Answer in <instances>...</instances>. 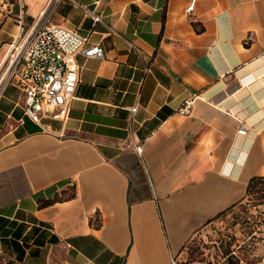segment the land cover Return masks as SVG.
I'll use <instances>...</instances> for the list:
<instances>
[{
    "label": "crops",
    "instance_id": "crops-1",
    "mask_svg": "<svg viewBox=\"0 0 264 264\" xmlns=\"http://www.w3.org/2000/svg\"><path fill=\"white\" fill-rule=\"evenodd\" d=\"M11 1L26 27L49 3ZM50 23L104 57L76 56L63 124L0 91V264H171L264 178V0H62Z\"/></svg>",
    "mask_w": 264,
    "mask_h": 264
},
{
    "label": "built area",
    "instance_id": "built-area-1",
    "mask_svg": "<svg viewBox=\"0 0 264 264\" xmlns=\"http://www.w3.org/2000/svg\"><path fill=\"white\" fill-rule=\"evenodd\" d=\"M61 1L49 0L39 20L29 27L24 24L22 7L19 8V33L8 45L7 62L0 77V91L7 84L21 90L24 114L34 123L42 119L67 122L79 83L80 67L76 56L104 57L101 47L89 44L88 38L50 23L52 13ZM93 22H99V18L93 17ZM191 107L192 101H183L177 113L187 116ZM135 112L136 107L130 109L132 116ZM237 133L244 136L246 127L241 125ZM132 149L141 155L140 146L133 144ZM171 264H175L174 260Z\"/></svg>",
    "mask_w": 264,
    "mask_h": 264
},
{
    "label": "rangeland",
    "instance_id": "rangeland-1",
    "mask_svg": "<svg viewBox=\"0 0 264 264\" xmlns=\"http://www.w3.org/2000/svg\"><path fill=\"white\" fill-rule=\"evenodd\" d=\"M16 13L17 6L11 0H0V29L10 18L7 30L10 42L19 33L13 27L17 25L13 21L16 20ZM4 68L0 69V77ZM227 247L234 251L232 260H238V264H264V179L255 181L249 187L242 204L192 237L174 262L205 264L209 259L213 261L216 258L224 264L221 257Z\"/></svg>",
    "mask_w": 264,
    "mask_h": 264
},
{
    "label": "trees",
    "instance_id": "trees-1",
    "mask_svg": "<svg viewBox=\"0 0 264 264\" xmlns=\"http://www.w3.org/2000/svg\"><path fill=\"white\" fill-rule=\"evenodd\" d=\"M261 179H264V178H255V179L251 180L249 183L248 189L255 181L261 180ZM239 249H241V248H239ZM233 253H234V251L230 250L229 247H227L226 250H223V255H222L221 259H223L224 264H238V260H236V262H234L232 260L233 259V257H232ZM205 264H220V261L217 260L216 258L213 261L211 259H209L208 261L205 262Z\"/></svg>",
    "mask_w": 264,
    "mask_h": 264
},
{
    "label": "bare ground",
    "instance_id": "bare-ground-1",
    "mask_svg": "<svg viewBox=\"0 0 264 264\" xmlns=\"http://www.w3.org/2000/svg\"><path fill=\"white\" fill-rule=\"evenodd\" d=\"M18 36V35H17Z\"/></svg>",
    "mask_w": 264,
    "mask_h": 264
}]
</instances>
